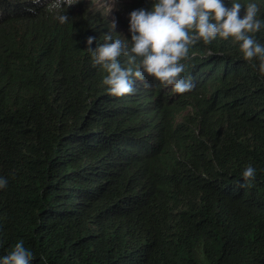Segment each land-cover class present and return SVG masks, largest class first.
I'll return each instance as SVG.
<instances>
[{"label": "trees", "instance_id": "trees-1", "mask_svg": "<svg viewBox=\"0 0 264 264\" xmlns=\"http://www.w3.org/2000/svg\"><path fill=\"white\" fill-rule=\"evenodd\" d=\"M233 2L264 20V0ZM152 7L135 0L120 19L78 0L62 25L46 5L0 0V258L23 241L30 264H264L259 61L231 39L198 42L181 61L190 92L146 77L114 97L86 52L113 19L130 43L129 14Z\"/></svg>", "mask_w": 264, "mask_h": 264}, {"label": "clouds", "instance_id": "clouds-1", "mask_svg": "<svg viewBox=\"0 0 264 264\" xmlns=\"http://www.w3.org/2000/svg\"><path fill=\"white\" fill-rule=\"evenodd\" d=\"M77 3L78 0H32L37 7L46 5L49 12H57L56 18L62 25L69 22L67 8ZM117 3L118 0H107L109 13L118 10ZM259 10L255 2L246 6L233 2L229 7L225 0H153L150 11L137 9L129 14L130 43L127 39L113 38L116 28L113 19L110 31L103 36L104 42L95 50L91 48L95 38H87L86 52L91 56L93 67L100 66L107 73L102 83L110 96L133 94L135 82L146 77L171 86L176 94H184L194 84L182 78L185 64L181 61L188 59L190 47L198 42L207 45L217 38L231 39L239 45L245 61H259V72L264 74V45L254 38L264 27V20L257 18ZM28 11L35 15L36 7ZM121 57L126 58V66L122 65ZM255 174L252 165L245 167L242 177L246 183L240 187L250 186ZM6 186L7 179L0 178V189ZM32 258L33 253L19 241L9 254L0 258V264H30Z\"/></svg>", "mask_w": 264, "mask_h": 264}, {"label": "rangeland", "instance_id": "rangeland-1", "mask_svg": "<svg viewBox=\"0 0 264 264\" xmlns=\"http://www.w3.org/2000/svg\"><path fill=\"white\" fill-rule=\"evenodd\" d=\"M96 2V5L98 7H103L104 10H106L109 13L108 7H107V0H92ZM135 0H118L117 3V9L114 10L111 13H109L110 16L113 18H123L124 17V9L127 7H131L132 2Z\"/></svg>", "mask_w": 264, "mask_h": 264}]
</instances>
